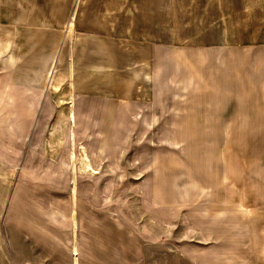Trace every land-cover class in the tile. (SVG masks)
<instances>
[{"label": "rangeland", "instance_id": "rangeland-1", "mask_svg": "<svg viewBox=\"0 0 264 264\" xmlns=\"http://www.w3.org/2000/svg\"><path fill=\"white\" fill-rule=\"evenodd\" d=\"M74 256L264 264V0H0V264Z\"/></svg>", "mask_w": 264, "mask_h": 264}, {"label": "bare ground", "instance_id": "bare-ground-1", "mask_svg": "<svg viewBox=\"0 0 264 264\" xmlns=\"http://www.w3.org/2000/svg\"><path fill=\"white\" fill-rule=\"evenodd\" d=\"M71 25V24H70ZM72 27V26H71ZM70 84V83H69ZM70 118L72 119V121H74V116H73V113L71 112V114L69 115ZM70 163L72 165V175H71V179H72V196H73V199H74V175H75V160H76V155L75 154H70ZM79 167H78V170L80 171V173H88V174H94L95 172L93 171V168L90 167V164H89V160H88V156L84 150V147H80V155H79ZM78 161V160H77ZM74 213L75 211H72V222L73 224H75V218H74ZM73 233V231H72ZM71 247V246H70ZM74 264H76V257L74 256Z\"/></svg>", "mask_w": 264, "mask_h": 264}, {"label": "crops", "instance_id": "crops-1", "mask_svg": "<svg viewBox=\"0 0 264 264\" xmlns=\"http://www.w3.org/2000/svg\"><path fill=\"white\" fill-rule=\"evenodd\" d=\"M71 25H70V27L72 26V22L70 23ZM70 104H71V106H73V107H75V105H77V103H75V101H74V99H73V96L71 95L70 96ZM82 105L83 106H85L87 109H89V110H92L93 108H97L98 110L99 109H101V106L99 105H97L96 103H92V102H90V101H83L82 102ZM111 105H114V104H111ZM107 107L109 106L110 107V105H106ZM74 110V109H73ZM104 110H105V108H104ZM73 113V116H74V112H72Z\"/></svg>", "mask_w": 264, "mask_h": 264}]
</instances>
